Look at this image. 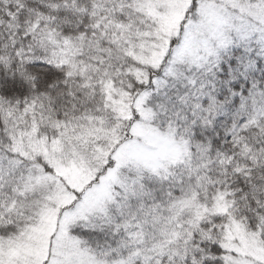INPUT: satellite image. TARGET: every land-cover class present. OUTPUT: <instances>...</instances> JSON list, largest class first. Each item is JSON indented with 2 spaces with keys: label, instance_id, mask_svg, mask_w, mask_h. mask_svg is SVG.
<instances>
[{
  "label": "snow or ice",
  "instance_id": "obj_1",
  "mask_svg": "<svg viewBox=\"0 0 264 264\" xmlns=\"http://www.w3.org/2000/svg\"><path fill=\"white\" fill-rule=\"evenodd\" d=\"M0 264H264V0H0Z\"/></svg>",
  "mask_w": 264,
  "mask_h": 264
}]
</instances>
